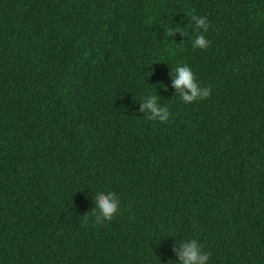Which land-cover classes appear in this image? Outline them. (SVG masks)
Segmentation results:
<instances>
[{"label":"trees","instance_id":"obj_1","mask_svg":"<svg viewBox=\"0 0 264 264\" xmlns=\"http://www.w3.org/2000/svg\"><path fill=\"white\" fill-rule=\"evenodd\" d=\"M181 64L208 98L175 94ZM186 239L264 264V0H0V264H173Z\"/></svg>","mask_w":264,"mask_h":264},{"label":"clouds","instance_id":"obj_2","mask_svg":"<svg viewBox=\"0 0 264 264\" xmlns=\"http://www.w3.org/2000/svg\"><path fill=\"white\" fill-rule=\"evenodd\" d=\"M190 22L196 30V35L191 41L192 48L206 50L211 44V41L205 35L209 30L207 17L191 14ZM185 27L176 24L170 30L172 36L174 33H179L185 37L187 35L184 31ZM151 74V71L145 72V78ZM171 75V87L184 104H192L210 96L211 88L209 86H202L198 82L195 72L189 65H177L171 72ZM139 111L144 113V116L149 120L157 121L161 124L167 123L170 120L169 108L161 105L160 98L155 91L143 97L142 102L139 103ZM93 210L92 217L95 225H103L106 222H111L114 216L120 212L119 197L111 191L97 193ZM173 252L176 257L175 262L172 261L173 264H210L209 254L201 248L197 239H186L183 242L176 243Z\"/></svg>","mask_w":264,"mask_h":264}]
</instances>
